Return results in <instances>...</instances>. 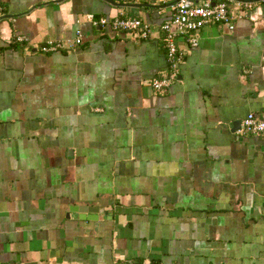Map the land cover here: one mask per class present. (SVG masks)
<instances>
[{"label": "crops", "instance_id": "obj_1", "mask_svg": "<svg viewBox=\"0 0 264 264\" xmlns=\"http://www.w3.org/2000/svg\"><path fill=\"white\" fill-rule=\"evenodd\" d=\"M229 12L233 31L176 40L177 76L155 91L169 4L0 0V264H264V135L232 131L264 115V0Z\"/></svg>", "mask_w": 264, "mask_h": 264}, {"label": "built area", "instance_id": "obj_2", "mask_svg": "<svg viewBox=\"0 0 264 264\" xmlns=\"http://www.w3.org/2000/svg\"><path fill=\"white\" fill-rule=\"evenodd\" d=\"M134 2L149 1L153 4H169L170 18L160 26L162 43L166 51L168 63L167 74L162 78H154L150 86L155 91H163L175 80L178 67L183 61L184 54L178 49L176 40L183 39L190 47L197 46L199 31L207 26L222 25L228 31L234 30L233 18L229 12L230 4H234L239 12H249L263 0H132ZM93 25L99 28H108L114 33H129L137 38L146 39L151 27L149 23L136 18L115 17L112 19L100 18L94 21L88 16ZM175 28V29H174ZM28 39L16 36V43H27ZM80 33L76 32L75 39L70 43L48 41L38 48V52L49 54L72 49L81 44ZM237 136L251 137L264 135V115L247 114L241 121ZM135 264V263H128ZM140 264H151L143 262Z\"/></svg>", "mask_w": 264, "mask_h": 264}, {"label": "water", "instance_id": "obj_3", "mask_svg": "<svg viewBox=\"0 0 264 264\" xmlns=\"http://www.w3.org/2000/svg\"><path fill=\"white\" fill-rule=\"evenodd\" d=\"M175 29V28H174ZM236 127H233V132L239 129L240 122H236ZM69 212L79 213L82 215V220L96 221L97 215L101 212L97 207H72L69 209ZM67 217V216H66Z\"/></svg>", "mask_w": 264, "mask_h": 264}]
</instances>
